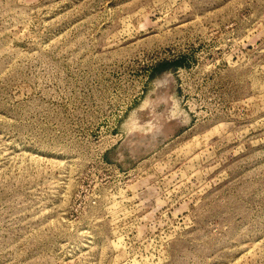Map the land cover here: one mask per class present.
<instances>
[{
	"label": "rangeland",
	"instance_id": "rangeland-1",
	"mask_svg": "<svg viewBox=\"0 0 264 264\" xmlns=\"http://www.w3.org/2000/svg\"><path fill=\"white\" fill-rule=\"evenodd\" d=\"M0 264H264V0H0Z\"/></svg>",
	"mask_w": 264,
	"mask_h": 264
}]
</instances>
